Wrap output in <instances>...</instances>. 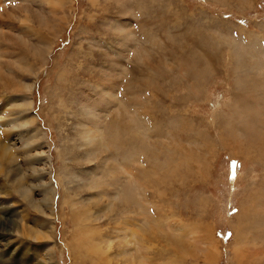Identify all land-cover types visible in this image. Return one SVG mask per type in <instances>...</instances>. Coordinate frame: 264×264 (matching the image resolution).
Returning <instances> with one entry per match:
<instances>
[{"label":"rangeland","instance_id":"1","mask_svg":"<svg viewBox=\"0 0 264 264\" xmlns=\"http://www.w3.org/2000/svg\"><path fill=\"white\" fill-rule=\"evenodd\" d=\"M0 264H264V0H0Z\"/></svg>","mask_w":264,"mask_h":264},{"label":"bare ground","instance_id":"2","mask_svg":"<svg viewBox=\"0 0 264 264\" xmlns=\"http://www.w3.org/2000/svg\"><path fill=\"white\" fill-rule=\"evenodd\" d=\"M85 238V237H84ZM83 238V239H84ZM89 238V237H88ZM88 238H86V239H88ZM89 242H90V245H89ZM94 244V243H93ZM85 249H87V251L88 252H94V253H96L95 251L96 250H99V246H96L95 244H94V246L91 244V241L90 240H88V243H87V246H85Z\"/></svg>","mask_w":264,"mask_h":264},{"label":"snow or ice","instance_id":"3","mask_svg":"<svg viewBox=\"0 0 264 264\" xmlns=\"http://www.w3.org/2000/svg\"><path fill=\"white\" fill-rule=\"evenodd\" d=\"M230 235V234H229Z\"/></svg>","mask_w":264,"mask_h":264}]
</instances>
